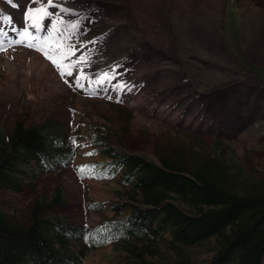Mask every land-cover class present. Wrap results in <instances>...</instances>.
Listing matches in <instances>:
<instances>
[{
    "label": "rangeland",
    "instance_id": "374dc122",
    "mask_svg": "<svg viewBox=\"0 0 264 264\" xmlns=\"http://www.w3.org/2000/svg\"><path fill=\"white\" fill-rule=\"evenodd\" d=\"M113 1L130 18L128 1ZM91 2L102 8L83 13ZM148 2L130 30L98 0H0V139L18 121H55L78 138L72 165L40 173L32 163L37 175L23 191L0 190L15 220H26L29 203L56 189L64 201L50 215L86 226L112 215L118 183L87 167L103 160L90 143L98 132L120 151L158 160L179 147L219 158L240 184L264 181V0ZM49 56L71 65L72 75ZM88 201L105 205L95 212ZM211 247L191 256L204 263ZM119 258L108 244L91 250L85 264Z\"/></svg>",
    "mask_w": 264,
    "mask_h": 264
},
{
    "label": "trees",
    "instance_id": "16d2710c",
    "mask_svg": "<svg viewBox=\"0 0 264 264\" xmlns=\"http://www.w3.org/2000/svg\"><path fill=\"white\" fill-rule=\"evenodd\" d=\"M68 137L55 121H18L0 139V190L23 191L37 175L32 163L42 173L73 161ZM109 137L98 132L91 143L103 159L98 165L118 183L112 215L93 226L50 215L64 201L58 189L31 201L26 220H15L0 204V264H85L91 250L107 244L120 254L118 264H264V181L240 184L210 154L197 158L177 147L154 160L117 150ZM104 205L87 202L95 212ZM207 243L211 256L198 263L191 251Z\"/></svg>",
    "mask_w": 264,
    "mask_h": 264
},
{
    "label": "crops",
    "instance_id": "0c3cea01",
    "mask_svg": "<svg viewBox=\"0 0 264 264\" xmlns=\"http://www.w3.org/2000/svg\"><path fill=\"white\" fill-rule=\"evenodd\" d=\"M103 2V4H108V5H113L115 8H117L118 10V14H119V21H122L124 23H126L129 28L131 29V20H133L134 18V14L137 15L139 9H144L146 8L147 6L151 5L148 0H143V3L141 4L140 1L141 0H136L137 1V4H136V1L135 0H127L128 2V8H127V12L129 14V17L128 18L127 16H125L124 14H120V10H122V7H123V3H121L120 1H113V0H101ZM137 6V7H136Z\"/></svg>",
    "mask_w": 264,
    "mask_h": 264
},
{
    "label": "snow or ice",
    "instance_id": "6c2138e0",
    "mask_svg": "<svg viewBox=\"0 0 264 264\" xmlns=\"http://www.w3.org/2000/svg\"><path fill=\"white\" fill-rule=\"evenodd\" d=\"M8 2H9V3H12L13 0H8ZM51 2H52V0H49V3H51ZM17 6H18V5H17ZM38 11H40V9H33V8H28V9H27V13H28V14H31V13H33V12H38ZM49 15H50V13H49ZM37 26H39V25H37ZM25 32H27V29H25ZM42 51H43V49H42ZM71 52H72V50L69 49L68 54L71 55ZM44 54H45V55H48L47 52H45ZM49 59L53 60V63H56L58 66H60V67L62 68V74H63L64 72H66L68 75H72V68H71V65H68V66H62V65H60V61H59L58 59H55V58L52 57V56H49ZM82 75H83V73H82ZM81 87H83V85H81Z\"/></svg>",
    "mask_w": 264,
    "mask_h": 264
},
{
    "label": "bare ground",
    "instance_id": "6f19581e",
    "mask_svg": "<svg viewBox=\"0 0 264 264\" xmlns=\"http://www.w3.org/2000/svg\"><path fill=\"white\" fill-rule=\"evenodd\" d=\"M48 124V123H47ZM57 124V123H56ZM42 127V126H41ZM65 127V126H64ZM34 128V127H33ZM49 128V127H48ZM66 128V127H65ZM46 129V128H45ZM62 129V128H61ZM102 130V129H101ZM52 132H54V131H52ZM103 133V132H102ZM59 134V133H58ZM55 135V134H54ZM47 136V135H46ZM46 138V137H45ZM52 138V137H51ZM53 139H54V137H53ZM68 139H69V137H68ZM105 144V143H104ZM71 148V147H70ZM105 149V148H104ZM107 149V148H106ZM55 151V150H54ZM60 151V150H59ZM68 151V150H67ZM99 151V150H98ZM109 151V150H108ZM55 153V152H54ZM53 153V154H54ZM97 153V152H96ZM106 153V152H105ZM108 153V152H107ZM110 155V154H109ZM52 156V155H51ZM70 156V155H69ZM76 159V158H75ZM61 161V160H60ZM108 164V163H107ZM46 168V167H45ZM119 168V167H118ZM115 170V169H114ZM115 172V171H114ZM112 173V172H111ZM123 183V182H122ZM125 188V187H124ZM118 193V192H117ZM119 194V193H118ZM124 196V195H123ZM97 200V199H96ZM111 207V206H110ZM120 208V207H119ZM186 213V212H185ZM111 217V216H110ZM80 232V231H79ZM79 234V233H78ZM81 235V234H80ZM84 239V238H83ZM183 243V242H182ZM84 244V243H83ZM104 244V243H103ZM80 245V244H79ZM88 245V244H87ZM170 245V244H169ZM163 246V245H162ZM96 247V246H95ZM87 248V247H86ZM89 248V247H88ZM96 249V248H95ZM86 251H87V249H86ZM116 251V250H115ZM76 252V251H75ZM82 255V254H81ZM83 260V259H82ZM85 260V259H84ZM85 262V261H84Z\"/></svg>",
    "mask_w": 264,
    "mask_h": 264
}]
</instances>
